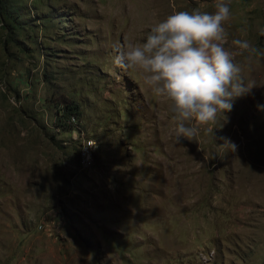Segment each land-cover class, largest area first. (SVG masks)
<instances>
[{
	"label": "rangeland",
	"instance_id": "obj_1",
	"mask_svg": "<svg viewBox=\"0 0 264 264\" xmlns=\"http://www.w3.org/2000/svg\"><path fill=\"white\" fill-rule=\"evenodd\" d=\"M214 4L0 0V264H264V58L214 139L178 144L168 104L113 63L116 44ZM230 9L229 41L264 49V0Z\"/></svg>",
	"mask_w": 264,
	"mask_h": 264
},
{
	"label": "clouds",
	"instance_id": "obj_2",
	"mask_svg": "<svg viewBox=\"0 0 264 264\" xmlns=\"http://www.w3.org/2000/svg\"><path fill=\"white\" fill-rule=\"evenodd\" d=\"M214 9L174 11L151 28L145 42L114 46L113 63L136 74L154 98L168 104L176 144L181 138L195 140L201 130L214 139V130L228 122L226 113L234 102L256 87L244 73L264 58V49L243 37L229 41L225 25L232 16L230 0H215ZM260 33L264 35V28ZM220 139L217 147L237 151L229 138Z\"/></svg>",
	"mask_w": 264,
	"mask_h": 264
},
{
	"label": "built area",
	"instance_id": "obj_3",
	"mask_svg": "<svg viewBox=\"0 0 264 264\" xmlns=\"http://www.w3.org/2000/svg\"><path fill=\"white\" fill-rule=\"evenodd\" d=\"M72 120L74 121L75 119L73 118ZM92 142H93L92 139H85L83 141V144L76 158V162L79 165V168H87L92 165L94 161V148H95V147H90V146H94Z\"/></svg>",
	"mask_w": 264,
	"mask_h": 264
},
{
	"label": "trees",
	"instance_id": "obj_4",
	"mask_svg": "<svg viewBox=\"0 0 264 264\" xmlns=\"http://www.w3.org/2000/svg\"><path fill=\"white\" fill-rule=\"evenodd\" d=\"M65 114H64V117L68 118V117H72V116H75L76 115V112L78 111V107L77 105H73V104H70V103H65ZM75 119V117H72L71 119ZM79 152V151H78ZM77 152V153H78ZM76 153V156H78Z\"/></svg>",
	"mask_w": 264,
	"mask_h": 264
},
{
	"label": "bare ground",
	"instance_id": "obj_5",
	"mask_svg": "<svg viewBox=\"0 0 264 264\" xmlns=\"http://www.w3.org/2000/svg\"><path fill=\"white\" fill-rule=\"evenodd\" d=\"M155 3V2H154Z\"/></svg>",
	"mask_w": 264,
	"mask_h": 264
}]
</instances>
